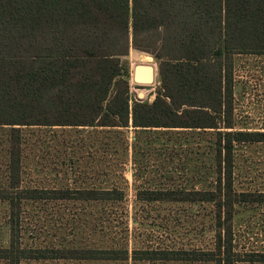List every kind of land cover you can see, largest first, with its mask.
Returning <instances> with one entry per match:
<instances>
[{
    "label": "trees",
    "instance_id": "obj_1",
    "mask_svg": "<svg viewBox=\"0 0 264 264\" xmlns=\"http://www.w3.org/2000/svg\"><path fill=\"white\" fill-rule=\"evenodd\" d=\"M131 50L157 60L159 88L151 103H131ZM237 55H264V0H0V229L8 235L0 262L244 261L234 249L237 206L264 205V192L236 189V149L264 143V132L235 128ZM33 128L105 131L110 163L93 171L88 186L28 180L25 133ZM129 129L139 135L134 161L144 133L209 138L203 188L136 185L135 197L139 204L208 209L211 244L160 250L137 249L135 242L130 253ZM50 205L90 207L81 215L89 218L90 245L66 238L38 243L30 215ZM78 219L62 218L59 227L71 233ZM246 261L264 263V254Z\"/></svg>",
    "mask_w": 264,
    "mask_h": 264
},
{
    "label": "rangeland",
    "instance_id": "obj_2",
    "mask_svg": "<svg viewBox=\"0 0 264 264\" xmlns=\"http://www.w3.org/2000/svg\"><path fill=\"white\" fill-rule=\"evenodd\" d=\"M149 60H144L143 57ZM143 59V60H142ZM235 128L245 131L264 132V55H237L234 58ZM131 75L138 65H150L157 69L155 81L150 85L136 87L145 89L142 102H153L157 96L158 63L152 54L131 50L128 56ZM143 95V94H142ZM141 95V98H142ZM133 103L134 95L132 96ZM163 133V132H161ZM129 141V160L125 166L128 185L127 222L130 232V253L137 249L198 248L211 244L214 232L204 230L209 224L208 209L201 206L180 204H139L136 202V185L176 184L203 188L206 171L207 140L192 135H140L141 152L133 160V145L139 136L133 129L126 131ZM28 139V180L46 186L92 184L91 174L104 168L107 162L109 141L105 131L94 134L90 128H33L26 130ZM194 151V153H193ZM105 159V161L103 160ZM74 163V164H73ZM235 186L238 191L264 192V143L239 145L236 149ZM74 168V171L69 169ZM137 172L138 182L134 174ZM82 173V175H81ZM140 173V175H139ZM80 176L84 177L79 178ZM77 179V181H75ZM204 179V180H203ZM85 210V211H84ZM91 212L90 207L61 205L46 210H32L37 223L38 243L49 245L74 241L70 245H90L92 234L81 215ZM85 214V213H84ZM78 219V230L66 232L60 223L62 218ZM79 216V217H78ZM2 217V216H1ZM137 223L135 224V220ZM139 223V224H138ZM142 224V225H141ZM138 225V228L136 226ZM2 227V221L0 222ZM141 227V228H140ZM78 233V234H77ZM133 239L135 241H133ZM8 235L5 227L0 229V245L6 246ZM32 243V242H30ZM234 249L242 260L237 264H264L249 262L251 255L264 254V205H239L234 217ZM0 264H6L0 262ZM23 264H211L168 260L87 261V260H30Z\"/></svg>",
    "mask_w": 264,
    "mask_h": 264
},
{
    "label": "water",
    "instance_id": "obj_3",
    "mask_svg": "<svg viewBox=\"0 0 264 264\" xmlns=\"http://www.w3.org/2000/svg\"><path fill=\"white\" fill-rule=\"evenodd\" d=\"M157 69L150 65H138L133 72V80L137 84L150 85L155 81Z\"/></svg>",
    "mask_w": 264,
    "mask_h": 264
},
{
    "label": "built area",
    "instance_id": "obj_4",
    "mask_svg": "<svg viewBox=\"0 0 264 264\" xmlns=\"http://www.w3.org/2000/svg\"><path fill=\"white\" fill-rule=\"evenodd\" d=\"M131 82L134 83V85H131V95H134V100L137 102H142L143 98H145L146 95V90L145 89H136V87H143L144 85L137 84L133 80V74L131 75ZM143 94V95H142ZM142 95V98H141Z\"/></svg>",
    "mask_w": 264,
    "mask_h": 264
},
{
    "label": "bare ground",
    "instance_id": "obj_5",
    "mask_svg": "<svg viewBox=\"0 0 264 264\" xmlns=\"http://www.w3.org/2000/svg\"><path fill=\"white\" fill-rule=\"evenodd\" d=\"M143 59H144V60H149V58H148V57H145V56L143 57ZM143 59H142V60H143Z\"/></svg>",
    "mask_w": 264,
    "mask_h": 264
},
{
    "label": "crops",
    "instance_id": "obj_6",
    "mask_svg": "<svg viewBox=\"0 0 264 264\" xmlns=\"http://www.w3.org/2000/svg\"><path fill=\"white\" fill-rule=\"evenodd\" d=\"M130 85H134V83L133 82H130ZM158 85H159V82H158Z\"/></svg>",
    "mask_w": 264,
    "mask_h": 264
}]
</instances>
